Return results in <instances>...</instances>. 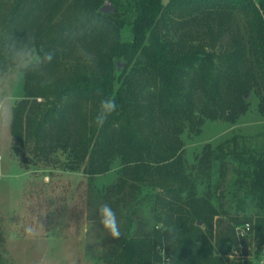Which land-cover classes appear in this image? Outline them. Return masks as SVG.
I'll use <instances>...</instances> for the list:
<instances>
[{
  "label": "trees",
  "instance_id": "1",
  "mask_svg": "<svg viewBox=\"0 0 264 264\" xmlns=\"http://www.w3.org/2000/svg\"><path fill=\"white\" fill-rule=\"evenodd\" d=\"M108 1L115 12H101L105 0H0V39L32 36L37 48L54 52L45 69L52 82L42 85L39 77L28 86L31 75L25 81L27 97L42 101L15 109L14 137L34 143L36 153L60 149L72 164L86 162L91 177L119 161L118 181L99 196L125 219L112 264H156L162 241L169 242L164 250L174 264H255L248 257L234 259L236 251H229L245 243L233 228L213 242L218 213L209 199L196 195L179 135L197 111L202 117L215 118L219 110L233 115L236 98L244 101L252 89L264 107V0ZM239 15L244 31L233 27ZM126 26L132 29L130 40L121 36ZM171 28L184 29L187 39L175 40ZM78 46L94 56V67L82 58L67 61ZM118 60L124 65L116 75ZM106 97L118 108L98 128L91 122ZM203 158L206 166L216 161L221 171L228 165L223 152L208 150ZM234 158L247 164V193L237 208L253 209L234 221L250 225L264 256V158L251 163ZM143 200L155 213L152 231L141 220L135 227V210L124 213ZM156 224L167 231L156 230Z\"/></svg>",
  "mask_w": 264,
  "mask_h": 264
},
{
  "label": "rangeland",
  "instance_id": "2",
  "mask_svg": "<svg viewBox=\"0 0 264 264\" xmlns=\"http://www.w3.org/2000/svg\"><path fill=\"white\" fill-rule=\"evenodd\" d=\"M169 1L162 0L163 4ZM233 27L244 31L245 18L237 16ZM170 35L177 41L187 39L184 29L171 28ZM121 36L130 40L131 26L124 27ZM226 41L227 36L223 42ZM67 56L71 62L81 58L78 51ZM123 65L117 61L116 75ZM58 67L61 72L62 66ZM38 78L31 75L28 86ZM25 81L10 119L0 122V264H112L121 249L120 238L113 239L103 232L96 208L101 203L100 194L118 181L119 161L112 164L109 172L91 177L86 172V162L72 164L60 149L36 153L34 143L19 142L13 135L15 109L24 102L42 101L33 95L27 97ZM260 102L252 89L245 94L244 101L240 96L236 98L238 111L231 116L226 110H219L215 118L202 117L197 111L193 122L184 121L179 135L184 167L196 195L209 199L218 213L214 218L213 242L220 232L233 228L239 242L245 237V243L229 251H236L234 259L248 257L255 264L264 259L259 254L262 250L251 231L244 236L239 234L244 225L234 221L235 217L251 216L253 211L250 205L246 212L237 208V200L246 196L248 181L244 179L247 164H239L234 155H241L249 163L264 158V107L260 108ZM208 150L226 155L225 171L214 160L206 166L203 156ZM131 205L124 213L137 212L133 215L135 227L140 220L156 223L149 200ZM117 219L124 233L125 219ZM28 227L35 235L26 234ZM243 251L249 255L245 256Z\"/></svg>",
  "mask_w": 264,
  "mask_h": 264
},
{
  "label": "clouds",
  "instance_id": "3",
  "mask_svg": "<svg viewBox=\"0 0 264 264\" xmlns=\"http://www.w3.org/2000/svg\"><path fill=\"white\" fill-rule=\"evenodd\" d=\"M101 21V25H102ZM78 55L83 63L94 67V56L84 47L78 46ZM54 52L44 51L35 46L34 37L27 36V39L18 41L11 35L0 39V122L10 119L16 104L17 95L22 83L28 76L42 77V85L50 84L51 78L47 76L46 66L53 60ZM117 104L112 97H106L99 102V106L91 123L96 127H103L108 117L117 111ZM99 223L103 232L113 239H119L122 235L120 222L117 219L116 211L107 202L100 203L96 208ZM156 230L167 231L160 224L155 225ZM147 231L153 230L152 223H149ZM28 236L35 235L31 227L25 229ZM169 242H161L157 248L163 259V264H174L175 257L167 256L164 246Z\"/></svg>",
  "mask_w": 264,
  "mask_h": 264
},
{
  "label": "water",
  "instance_id": "4",
  "mask_svg": "<svg viewBox=\"0 0 264 264\" xmlns=\"http://www.w3.org/2000/svg\"><path fill=\"white\" fill-rule=\"evenodd\" d=\"M115 10H116L115 6L112 5V3L110 1H106L101 8V12L105 13V14L113 13V12H115ZM199 224H201V223H199Z\"/></svg>",
  "mask_w": 264,
  "mask_h": 264
},
{
  "label": "built area",
  "instance_id": "5",
  "mask_svg": "<svg viewBox=\"0 0 264 264\" xmlns=\"http://www.w3.org/2000/svg\"><path fill=\"white\" fill-rule=\"evenodd\" d=\"M243 229L239 232V234L241 236L246 235L249 231H250V225L246 224L244 227H242ZM156 264H163V259H161V261L157 262ZM260 264H264V259L261 260Z\"/></svg>",
  "mask_w": 264,
  "mask_h": 264
}]
</instances>
